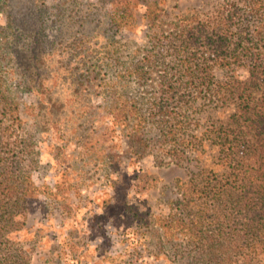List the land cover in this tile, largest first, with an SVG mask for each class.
<instances>
[{
    "label": "rangeland",
    "instance_id": "374dc122",
    "mask_svg": "<svg viewBox=\"0 0 264 264\" xmlns=\"http://www.w3.org/2000/svg\"><path fill=\"white\" fill-rule=\"evenodd\" d=\"M102 1L0 0L5 98L0 100V165L47 193L30 203L27 231L16 241L28 252L30 264H206V257L165 223L183 215L182 206L175 204L178 181L204 168L212 169L218 181L229 173L219 146L227 147L220 137H231L234 127L227 121L236 104L219 107L202 91L185 113L170 109L185 140L175 145L185 153L180 163L168 149L140 159L129 156L124 125L99 108L102 96L96 95L91 72L145 105L153 102L161 81H174V64L164 52V59L144 68L149 74L143 85L130 74L151 49L156 31L139 19L115 34L118 58L112 61L110 12ZM157 1V32L166 35L185 26L189 36L228 26L231 41L240 35L246 37L240 38L242 46L264 51V42L255 37L264 26V0ZM230 13L235 16L228 24ZM195 45L200 53L203 47ZM109 59L113 65L105 70ZM236 73L246 75L241 68ZM215 75L218 80L227 76L225 70ZM102 130L107 141L99 143ZM225 199L216 197L221 210ZM248 251L246 261L236 264H264V252Z\"/></svg>",
    "mask_w": 264,
    "mask_h": 264
},
{
    "label": "trees",
    "instance_id": "16d2710c",
    "mask_svg": "<svg viewBox=\"0 0 264 264\" xmlns=\"http://www.w3.org/2000/svg\"><path fill=\"white\" fill-rule=\"evenodd\" d=\"M101 5L107 6L110 12L107 26L112 33L110 38H114L108 43L112 61L118 58L115 45L119 42L115 34L120 32V27L134 24L139 19L145 22L146 29H156L151 49L132 72L129 71L131 75H137L141 85L149 74L144 68L154 67L157 61L165 58L164 52L174 64L171 67L175 71L174 81H161L153 93V102L145 105L137 97L127 95L125 90L118 93L116 83L97 78L98 73L91 72L96 75L91 77L98 89L96 95L102 96L99 108L112 117V122L124 125L120 127H123V142L129 156L140 159L150 152L168 149L173 160L180 163L185 153L177 150L175 145L185 140L176 129L177 121L171 116L170 109L185 113L202 91L208 93L210 103L217 102L219 107L236 104L227 121L234 127L229 130L231 137L228 133L220 137L227 147L222 143L219 146L225 154L223 158L229 173L218 181L212 169L204 168L191 172L187 181H178L176 187L180 199L175 204L182 206L183 215L172 222L167 220L165 226L173 230V235L180 234L186 239L197 254L205 256L206 264L246 261L245 252L249 253L250 248L253 254L264 252V51L242 46L241 39L246 37L240 35L237 42L231 41L228 26L223 30L212 27L208 34L199 29L189 36L185 34V26L166 35L157 32L158 11L161 10L157 0H103ZM234 16L235 13L228 15V24ZM255 37L264 42V26L258 28ZM196 42L203 47L200 53H196ZM112 65L109 59L105 70ZM239 68L244 69V77L236 73ZM223 70L227 76L216 79L215 73ZM257 94L259 98L255 99ZM0 97L5 100L1 85ZM103 132L97 136L99 143L107 141ZM171 142L174 145L167 148ZM6 168L0 165V264H30L28 252L16 240L27 231L30 203L40 194L47 193H39L37 186L24 180L21 173L6 171ZM217 196L226 198L223 210L216 203ZM202 198L205 200L199 202ZM234 250L236 252L232 254Z\"/></svg>",
    "mask_w": 264,
    "mask_h": 264
}]
</instances>
